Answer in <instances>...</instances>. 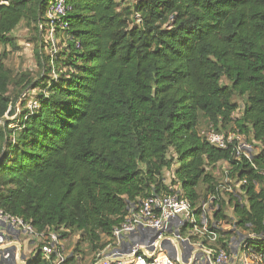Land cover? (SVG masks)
Masks as SVG:
<instances>
[{
  "label": "trees",
  "instance_id": "16d2710c",
  "mask_svg": "<svg viewBox=\"0 0 264 264\" xmlns=\"http://www.w3.org/2000/svg\"><path fill=\"white\" fill-rule=\"evenodd\" d=\"M50 2L0 0V210L62 240L79 235L65 264H81L82 244L95 257L129 203L173 193L166 170L195 202L217 193L226 162L247 204L231 196L229 217L222 201L215 219L230 229L218 243L251 235L264 258V0H66L46 56ZM23 23L39 42L36 79L6 66ZM28 89L35 107L5 120ZM202 121L263 152L236 159L207 142Z\"/></svg>",
  "mask_w": 264,
  "mask_h": 264
},
{
  "label": "built area",
  "instance_id": "2783aa9c",
  "mask_svg": "<svg viewBox=\"0 0 264 264\" xmlns=\"http://www.w3.org/2000/svg\"><path fill=\"white\" fill-rule=\"evenodd\" d=\"M69 10L66 0H51L46 14L48 32L51 29L54 34L55 26ZM202 135L212 146L232 151L238 160L252 162L254 156L263 152L260 144L234 131L204 130ZM228 176L229 169L225 172L226 181L236 182ZM171 182L168 185L164 181L173 193L154 191L144 200L128 204L124 221L114 228L112 241L95 255L92 264H264V258L247 243L251 235L239 234L227 249L219 245L218 231L230 229L215 219L222 201L227 207L230 205L222 197L220 186L217 193L193 202ZM236 183L242 193L230 191V196L235 203L237 200L246 205L242 183ZM22 237L29 238L26 247ZM64 241L67 240L55 232L40 233L23 219L0 210V264H30L39 253L48 260L55 256L53 264H65L70 255L65 253Z\"/></svg>",
  "mask_w": 264,
  "mask_h": 264
},
{
  "label": "rangeland",
  "instance_id": "374dc122",
  "mask_svg": "<svg viewBox=\"0 0 264 264\" xmlns=\"http://www.w3.org/2000/svg\"><path fill=\"white\" fill-rule=\"evenodd\" d=\"M128 5V2L126 3ZM47 30L43 32L42 41L44 42V54L50 55L52 54V48L57 45H54V37H53V30ZM12 36L15 38L19 49L12 53L9 59L6 62V66L14 73L15 76H22L23 74H28L31 79H36L39 76L43 75L42 68L39 65L38 59L35 57V49L39 46V42L37 41V34L36 32L28 29L26 25L23 23L13 34ZM52 44V45H51ZM51 45V47L49 46ZM53 46V47H52ZM47 74V73H46ZM17 92L13 93V97H16ZM36 91L33 89H28L27 92H23L22 95L19 97L17 103L15 104V113L14 117L6 116L5 120H17L18 116L21 115L23 110L34 108L36 102H34V96ZM236 116V114H235ZM17 122V121H14ZM18 125H12V127H16ZM207 123L202 121L201 128L204 130L207 128ZM231 131L227 129L225 132ZM235 133V132H234ZM176 167L174 166L172 170H166L164 173L166 183L169 185L171 180L174 178V171ZM229 169L227 163H221L217 166L216 170L214 171L215 176L217 177L218 184L221 189L222 197L226 199L227 202L230 200V191H233L236 194L242 193L240 185L236 182L229 183L226 181L225 172ZM179 188V187H178ZM229 191L227 192L226 190ZM242 195V194H241ZM205 198V197H203ZM226 214L230 217H233V207L228 206L225 210ZM229 227V226H228ZM80 236L75 234L70 237L68 241H64L63 244L65 246V253L67 255H71L74 251L76 243L78 242ZM27 237H22L21 242L26 247L28 243ZM30 248V246H29ZM81 249L83 251L81 259V264H92L94 256L88 253V246L87 244H82Z\"/></svg>",
  "mask_w": 264,
  "mask_h": 264
}]
</instances>
